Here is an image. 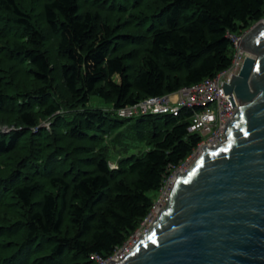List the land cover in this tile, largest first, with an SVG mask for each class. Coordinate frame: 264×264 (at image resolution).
<instances>
[{
	"label": "trees",
	"instance_id": "obj_1",
	"mask_svg": "<svg viewBox=\"0 0 264 264\" xmlns=\"http://www.w3.org/2000/svg\"><path fill=\"white\" fill-rule=\"evenodd\" d=\"M263 17L264 0H0V264L111 258L201 140L192 111H116L227 70L229 34Z\"/></svg>",
	"mask_w": 264,
	"mask_h": 264
},
{
	"label": "water",
	"instance_id": "obj_2",
	"mask_svg": "<svg viewBox=\"0 0 264 264\" xmlns=\"http://www.w3.org/2000/svg\"><path fill=\"white\" fill-rule=\"evenodd\" d=\"M249 54L223 90L235 107L224 141L178 173L147 234L109 264H264V24L237 42Z\"/></svg>",
	"mask_w": 264,
	"mask_h": 264
},
{
	"label": "built area",
	"instance_id": "obj_3",
	"mask_svg": "<svg viewBox=\"0 0 264 264\" xmlns=\"http://www.w3.org/2000/svg\"><path fill=\"white\" fill-rule=\"evenodd\" d=\"M258 24H264V17L254 25ZM244 36L245 32L239 36L229 34L234 46L232 64L227 70L219 73L216 77L206 79L196 85L183 87L172 94L145 99L116 111L117 117L121 119H133L149 115H172L179 117L183 111H192L193 115L190 119L188 130L190 133L200 135L201 140L186 161L177 168L173 167L167 177H165L158 191V198L155 199L150 213L135 233L108 260L95 256L99 264H109L110 261H121L140 241V237H145L160 212L165 210L177 180V174L186 173L201 157L204 147L207 146L210 149L216 148L224 141L225 124L229 120L232 121L233 115L242 105H240L235 94H233L236 106L232 107L231 101L228 99L231 96L229 94L225 95L223 85L224 83L230 84L233 76L240 74L245 59L249 56L247 52L238 48L237 45V42L242 40Z\"/></svg>",
	"mask_w": 264,
	"mask_h": 264
},
{
	"label": "rangeland",
	"instance_id": "obj_4",
	"mask_svg": "<svg viewBox=\"0 0 264 264\" xmlns=\"http://www.w3.org/2000/svg\"><path fill=\"white\" fill-rule=\"evenodd\" d=\"M90 106H94V107H105V108H108V107H109L107 104H105V103H101V102H99L97 99H93V100L91 101ZM44 125L50 127V124H49V123H45ZM11 130H13V128H6V127H5V128H2V132H3V133H7V134H8ZM34 132H36V129L34 130ZM111 166H112V168H116V167H117V163L114 162V163L111 164ZM153 198H154V199L158 198V195H157V194L153 195Z\"/></svg>",
	"mask_w": 264,
	"mask_h": 264
}]
</instances>
